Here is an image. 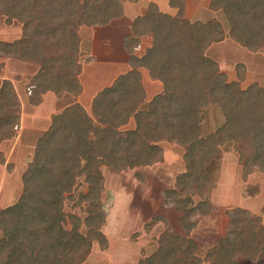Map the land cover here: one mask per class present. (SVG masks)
I'll list each match as a JSON object with an SVG mask.
<instances>
[{
    "label": "trees",
    "instance_id": "obj_1",
    "mask_svg": "<svg viewBox=\"0 0 264 264\" xmlns=\"http://www.w3.org/2000/svg\"><path fill=\"white\" fill-rule=\"evenodd\" d=\"M169 2L178 9L175 16L151 3L134 21L133 33L124 40L130 69L94 96L90 112L75 103L52 116L22 176L20 197L0 210V264H79L81 252L94 242L106 246L101 169L116 173L154 165L162 160L164 141L185 151V171L165 191L166 205L181 214L184 233L167 228L156 251L139 264H264V225L242 208L227 212L226 235L204 257L190 237L197 218L213 211L204 197L211 186L206 167L219 158L223 146L236 145L244 179L256 170L264 174V87L253 82L242 88L244 72L238 81H228L207 55L225 37L249 51L264 52V0L205 3L223 12L227 33L215 19L185 18L190 0ZM123 12L120 0H0L6 23L22 26L19 40L0 41V53L39 66L30 84V103L40 105L48 92L58 98L80 95L79 29L107 26ZM143 37L151 45L138 57ZM142 69L163 85L148 102ZM212 105L225 121L203 136L202 111ZM19 122L18 97L5 81L0 89V145L16 135ZM0 163L5 164L1 150Z\"/></svg>",
    "mask_w": 264,
    "mask_h": 264
},
{
    "label": "rangeland",
    "instance_id": "obj_2",
    "mask_svg": "<svg viewBox=\"0 0 264 264\" xmlns=\"http://www.w3.org/2000/svg\"><path fill=\"white\" fill-rule=\"evenodd\" d=\"M209 2L210 0H190L188 18L191 22L215 19L227 33L228 22L225 15L221 11L208 9ZM205 3L207 7L204 8ZM13 32L22 33L21 24H7L5 17L0 14V41L11 39ZM226 38V43L214 45L209 55L220 61L224 70L222 72L226 73L228 81H238V74L244 72V79L240 81L242 88L253 82L264 87L263 50L252 52ZM8 61V58L0 56V67L4 69L0 70V78L7 74ZM238 66L242 68L239 69ZM100 67L106 74L109 73L107 69H111L107 65ZM17 68L20 69V66L17 65ZM87 71V78L90 79L91 69ZM145 74L150 83L155 82L148 78L146 71ZM87 78L85 75L82 79L85 89L81 96L65 94L57 97L60 101L56 106L47 99L40 107H33L30 100H25V93L30 96L31 91L30 87L26 89V81H16L15 84L23 97L22 105L20 102V127L16 130L15 137L5 140L0 146L5 156V164L0 163V210L13 205L22 193V176L34 157L36 143L47 125L48 113H60L62 109L78 101L90 112L95 81H89ZM1 83L0 81V87ZM101 83V87L109 85V81ZM156 84L158 88L147 84V102L162 91L161 82ZM51 96L49 98L53 97ZM38 118L42 120L40 124ZM201 123L203 136H208L223 125L224 116L217 106L212 105L203 109ZM131 126H134L133 122ZM160 145L163 148L162 160L154 165L116 173L107 168L101 169L104 190L100 198L106 212V221L101 231L105 235L106 246L94 242L91 248L81 252L79 264H139L142 259L156 251L159 238L167 228L180 234L184 233L179 223L181 214L174 207L166 205L165 191L173 189L177 178L184 173L185 151L175 143L164 141ZM236 149L234 143H228L222 147L219 158L212 160L206 167L207 173L210 174L211 186L205 189L204 197L210 200L213 211L206 217H198V225L190 234V237L198 242L199 255L202 257L226 235L230 226L228 211L242 208L260 217L264 225V174L256 170L244 179ZM194 198L196 201L200 199L197 196ZM76 212L83 216L79 209H76ZM245 264L254 263L248 261Z\"/></svg>",
    "mask_w": 264,
    "mask_h": 264
},
{
    "label": "crops",
    "instance_id": "obj_3",
    "mask_svg": "<svg viewBox=\"0 0 264 264\" xmlns=\"http://www.w3.org/2000/svg\"><path fill=\"white\" fill-rule=\"evenodd\" d=\"M143 1L144 0H132V1L130 0V2H129V0H120L121 4L123 6V9H124V12H123L124 14L121 18L111 22L109 25L104 26V27L82 26L79 29V35H80V39H81V41H80L81 73L79 75V80L83 86V92H84L85 88H84V85L82 83V79L85 75L87 78V75H89L87 73L88 72L87 70L91 69V74H90L91 77H90V79L89 78H87V79L89 81H92V82L95 81V86L93 87V90L95 89V93L91 96L92 100H93L94 96L100 90L111 85L116 77H118L119 75L124 74L127 71H129V69H130L129 62H128L129 57H128V54H127L125 47H124V40L128 35L133 33L132 27H133L134 21L139 16H142L143 14H145L149 4H151V3L155 4L161 12L166 13V14L169 13V15H171V16H175L177 14L178 9L172 7L170 5L169 0H145V2H143ZM199 7H201V6H199ZM188 10H189V7H188V2H187L185 15H184V17L187 19H189L187 16ZM196 10H198V9H196ZM14 23H18V22L14 21L12 24L14 25ZM21 37H22V33L16 34L15 32H13V34H11V39H7L4 41L13 42V41L19 40ZM226 39L227 38L225 37V39H223L222 41L217 42V43H213L207 50V55L209 57H211L212 59H214L219 64L221 71H224V70H222L223 66H221L220 61L216 57L210 56L209 52L211 51V49H213L215 47L214 45L226 43V41H227ZM150 45H151L150 38L143 37L141 39V45L136 49V55L138 57L143 56L145 54L146 50L150 47ZM0 56H1V58H2V56H4V58H8L10 61H12V62H10V61L7 62V63H9V65L7 64L6 76L4 75V77L1 76V78H0V81L2 82L1 87L5 81H7L11 85L13 91L15 92V94L18 97L19 111H20V102L22 105L23 97H21V93L19 91V88L17 87V85L15 83H16V81L24 80V81H26V84H27L25 87H26V89H28L30 87V84H31L33 77L39 71V66L35 63L21 60V59L14 57L12 55L0 53ZM13 61H15V62H13ZM11 63H12V65H11ZM17 65L20 66V69H18L19 67L17 68ZM103 65H107V67L111 68V69H107V71H109L108 74L104 73V71H101L102 67H100V66H103ZM1 69H2V67H0V70ZM2 70H4V69H2ZM94 70L96 71L95 73L92 72ZM145 71H146L145 69H142L141 73H142L143 85L146 89V93H148L147 87H146L147 84L153 88L154 87L158 88V86H156L157 85L156 82H160V81L152 80L148 74V78L151 79L152 81H155V82L150 83L146 79L147 76H145L146 75ZM108 81H109V85L101 87L102 85H100V84H103L101 82H108ZM249 85H247L246 87H248ZM1 87H0V89H1ZM162 87H163V85H162ZM162 91H163V89H162ZM161 92H158L157 94H159ZM50 95H52L53 97L51 96L52 98H49ZM28 96H29L28 93L27 94L25 93L24 98L27 102H29ZM47 99H49V102L53 106H56L57 103L60 101V99H58L57 96H55L52 92H48L45 95H43V99H42V102L40 105H38V106L32 105V106L33 107H40V106L44 105V103L47 101ZM92 100H91V103H92ZM76 103H80L87 111H89L82 102L78 101ZM73 104H75V103H73ZM64 109H62V111ZM90 109H91V106H90ZM57 114H59V113H52V112L48 113L47 123H46L47 125L44 127V132L49 128V126L51 124L52 115H57ZM37 116H38V114L36 115V118H37ZM36 118H35V120H36ZM37 120H38V124H40L42 122V120H40L39 118ZM130 125L128 127H130ZM19 127H20V122H19V126L17 129H19ZM132 127L133 126H131L130 128H132ZM2 143H1V145H2Z\"/></svg>",
    "mask_w": 264,
    "mask_h": 264
}]
</instances>
